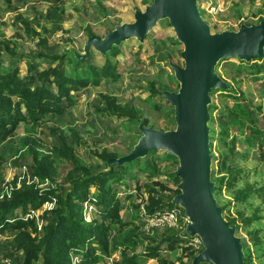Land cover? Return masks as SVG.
Listing matches in <instances>:
<instances>
[{"label":"rangeland","instance_id":"1","mask_svg":"<svg viewBox=\"0 0 264 264\" xmlns=\"http://www.w3.org/2000/svg\"><path fill=\"white\" fill-rule=\"evenodd\" d=\"M50 2V0H0V62L11 67L18 63L21 77L25 75L28 77L26 73L28 63L37 70L51 64L48 59H34L37 53L62 55L57 61L59 69L65 73H73L74 65L68 62L72 55L67 46H72L79 53H83L88 38L84 31L85 27L90 26L93 35L102 37L113 25L132 22L134 11H143L147 5L144 4V0H58L55 6ZM197 6L211 33L236 31L241 24H255L260 18H264V0H197ZM52 7L58 14L53 22L47 15L49 8ZM19 16L34 19V28L37 30L41 26L45 28V46L40 44L38 38L30 37L24 31ZM174 37L172 28L164 20L159 21L147 34L144 42L139 43L136 39L122 42L118 46V53L114 57H108L119 75L118 80L114 81L101 80L97 75V69L103 65L107 57L92 50L86 60L76 59L78 73L83 74L85 66H88L92 81L75 95V104L66 106L59 116L42 117L33 133L30 132L28 124L20 123L10 138L2 141L0 137V177L4 179V183L17 177V189L21 188V185L29 184L45 188L44 184H38L36 179L30 176L32 160L27 150L20 149L19 144H16L14 149L10 148L14 141L27 135H31L37 141L41 155L49 154L53 158H57L56 147L59 145L57 135L66 136L67 142L74 147L75 155L91 167L97 165L103 168V162L96 155L103 150L121 156L127 154L139 139L140 133L135 124L125 119L98 114L95 107L100 102L101 94H111L118 102L132 105L136 111L137 121L144 120L146 126L158 130L174 129L175 124L171 121L173 115L170 114L172 107L161 95L151 96L149 91V87L170 92H175L178 88L176 81L171 78V70L164 61L169 57L172 63L183 65L179 57L182 45H173L169 41ZM9 49L14 51L13 56L8 54ZM215 72L231 86L232 95H242L241 102L252 113L253 120L240 130L228 124L230 137L220 140L218 137L220 118L226 116L233 100L229 96H224L228 94L227 92L213 91L210 98L214 106L209 111L212 121L208 123L209 130L214 133L210 152L213 157L211 169L214 170V176H217L228 164H235L242 169L236 187H242L244 182L248 181L253 189H260L258 193L253 194L248 203L244 204L235 202L231 191L223 187L219 195V204L226 207L227 216L237 219L239 228L235 235L240 238L242 245L249 248L252 264H264V136L252 133L255 127L264 130V59L245 63L236 58H228L219 62ZM154 105H158L159 108L155 109ZM226 120L228 122L229 116ZM72 129L79 137L78 144L69 134ZM248 135L252 136L250 145L244 142ZM157 156L142 158L146 166L155 165L156 169L152 176H149L151 172L148 169L140 168L137 163H133L123 176L125 185L111 184L116 192L115 197L120 202L121 222H127L135 214H139L135 206L143 207V201L147 197L146 191L153 188L156 182L168 189L164 192L165 198L172 195L177 187L171 176L177 167V160L165 159L163 151H158ZM68 168L62 159L56 163L57 185L69 186L66 178ZM95 193V189L90 187L89 200L80 203L86 223L93 220L101 221L98 215L101 207L95 204ZM52 206L45 204L36 212L37 215L54 207ZM254 213L258 218H255L248 228H243L242 220ZM164 231H157L154 232L157 234L148 236L141 231L143 233L141 235L147 238L136 249V253H141L148 245L159 244L161 233ZM254 231L258 232L256 245L249 234ZM115 232L113 225L109 231V242L114 250L106 258V264H114L120 260L119 252L115 251ZM2 236L0 244L6 240L8 234L3 232ZM1 247L0 262L11 261L3 256L4 250ZM159 248L165 252L168 259L175 261L178 250L170 251L164 245ZM38 264H41V259ZM145 264L156 262L149 259Z\"/></svg>","mask_w":264,"mask_h":264},{"label":"trees","instance_id":"2","mask_svg":"<svg viewBox=\"0 0 264 264\" xmlns=\"http://www.w3.org/2000/svg\"><path fill=\"white\" fill-rule=\"evenodd\" d=\"M50 1L52 6L58 2V0ZM151 1L144 0V4ZM47 15L52 22L58 16L54 7L49 8ZM261 20L264 18H260L258 22ZM19 22L30 37L38 38L40 44L45 46L44 27L41 26L37 30L34 28V19L29 20L22 16H19ZM165 22L168 25L167 21ZM113 26L108 28V31ZM84 31L87 33V37L93 35L90 26L85 27ZM169 41L173 45L179 44L175 38H170ZM118 49L119 47H112L104 55L107 59L97 69V75L101 80H118L119 75L116 68L108 59V57H114L118 53ZM7 51L11 56L14 55L13 50ZM33 58L48 59L51 64L37 70L28 63L26 71L28 77L26 75L21 77L18 63L11 67L0 62V137L2 141L10 138L20 123L28 124L30 132L33 133L42 117L61 115L66 106L75 104V95L92 81L88 66H85L86 70L83 74L78 73L79 67L73 55L68 61L74 65L73 73H65L59 69L57 61L62 58V55L37 53ZM262 59H264V55L253 61ZM169 60V57L164 60L167 67H169ZM171 78H173L172 73ZM149 91L151 96L161 95L160 90L149 87ZM220 91L227 92L228 94L224 96H229L233 100L232 106L227 110L226 116L220 118L221 122L218 125V137L223 140L230 137L228 124L240 130L252 123L253 118L252 113L241 102L243 100L241 94L232 95V90ZM212 93L213 91L210 95ZM213 106V104L208 106L209 111ZM154 107L155 109L159 108L158 105H154ZM95 110L100 115L125 119L129 123L135 124L136 127L139 123L134 107L127 103L118 102L116 97L111 94H101L100 102ZM170 114L173 115V109L170 110ZM227 116H229L228 122ZM211 121L210 118L209 122L211 123ZM141 123L146 125L144 120H141ZM52 131L55 133L54 130ZM252 133L264 136V130H259L257 127L253 129ZM69 134L75 143L80 142L75 130H70ZM57 137L59 140V145L56 147L57 158H53L49 154L41 155L39 153L40 147L31 135L24 136L10 145V148L14 149L16 144H19L20 149L27 150L32 160L30 176L36 179L38 184H44L45 188L39 187L37 184H29L27 186L21 185V188L17 189V177L6 184L4 179L0 177V232L8 234V239L1 247L4 250L3 256L5 258H9L12 264H38L39 259H41V264H106V258L114 250L110 247L109 242V231L114 225L116 231L115 251L119 252L120 259L114 264H145L149 259L155 260L156 264L191 263L193 257L200 250L196 251L191 247L183 246L180 231L167 229L161 233L159 244L148 245L141 253H136V249L147 238L141 235L139 214H135L127 222L120 221V202L116 199V192L111 184L125 185L123 176L127 174V170L133 163H137L140 168L148 169L151 172L149 176H152L156 169L155 165L146 166L141 158L120 167L112 166L108 170L106 165L108 159L117 158L121 155L103 150L96 154L103 162V168L97 165L91 167L75 155L74 147L67 142L66 136L57 135ZM213 140L214 133L209 130L210 152L212 151ZM251 141L252 136L248 135L244 138L246 145H250ZM157 153L158 151H150L145 157H158ZM163 154L165 159L175 158L167 155L164 151ZM61 159L69 166L66 173L69 182L68 187H61L55 183L56 163ZM241 173L242 169L235 164H228L217 176H214V170L211 169L216 202L222 208L224 219L234 228L235 233L239 228L237 219L227 216L226 207L219 204L222 188L231 191L232 199L235 202L244 204L248 203L253 194L260 191V189H253L252 184L248 181H245L242 187H236V181ZM171 176L176 182V187L179 179L174 176V173ZM242 178H244L243 175ZM3 183L5 185L2 186ZM90 187L96 191L94 198L95 204L101 207L98 213L101 221L93 220L86 223L83 207L80 203L89 200ZM166 191L168 189L165 185L157 182L153 188L146 191L147 197L143 201V208L147 214H153L165 207L174 206L171 204V200L179 191L175 188L173 194L167 195L165 198L164 192ZM45 203H53L54 207L50 210H44L41 215H32L31 218L24 220V215L38 211ZM227 206L229 207V204ZM135 208L138 211L140 207L136 205ZM17 209H21L20 214H15ZM11 218L13 221L8 222ZM255 218H258L256 213L242 220L243 228H248ZM37 221H41L40 229ZM249 234L252 235L253 243L256 245L258 232L254 231ZM163 245L170 251L178 250L175 261L168 259L165 252L159 248ZM242 247L245 264H252L249 248L245 245Z\"/></svg>","mask_w":264,"mask_h":264},{"label":"water","instance_id":"3","mask_svg":"<svg viewBox=\"0 0 264 264\" xmlns=\"http://www.w3.org/2000/svg\"><path fill=\"white\" fill-rule=\"evenodd\" d=\"M164 20L182 45L179 57L183 65L171 61L168 64L178 88L175 92L160 90L173 109L175 127L158 130L139 122L137 142L127 154L108 159L107 169L144 158L150 151H164L175 157L179 193L171 204L181 208L188 219L183 234L197 236L202 246L190 264H245L241 240L224 219L213 193L208 106L212 91L231 90L215 72L220 61L236 58L248 63L264 55V20L241 24L236 31L211 33L197 0H152L143 11H134L132 22L114 25L102 37L89 36L83 53L72 46L67 50L78 61L86 60L92 50L104 56L128 39L144 42L147 34Z\"/></svg>","mask_w":264,"mask_h":264},{"label":"built area","instance_id":"4","mask_svg":"<svg viewBox=\"0 0 264 264\" xmlns=\"http://www.w3.org/2000/svg\"><path fill=\"white\" fill-rule=\"evenodd\" d=\"M45 204L54 206L53 203H45ZM20 212L21 209H17L15 211V214H20ZM36 212L32 211L31 214L24 215L23 217L24 220H26L27 218H31L32 215L36 216L37 215ZM12 221H13L12 218L11 220H8V222H12ZM139 221H140V230L145 235H152L154 232L164 231L167 229L178 230L181 233L180 238H181V244L183 246L191 247L196 251L202 249L201 241L197 236L190 237L183 234L184 228L188 224V219L184 215L183 210L177 206H173L170 208L165 207L163 210L153 214H147L144 208L141 206L139 208ZM37 225L40 229L41 224H39V221H37ZM1 238H3L2 232H0V243H1ZM6 239H8V237ZM4 242L5 240L2 242V244ZM2 244H0V247L2 246ZM0 264H12V262L9 260H3L0 262Z\"/></svg>","mask_w":264,"mask_h":264}]
</instances>
